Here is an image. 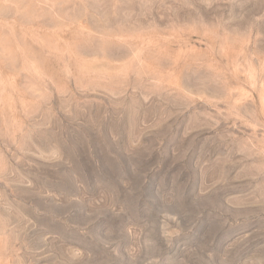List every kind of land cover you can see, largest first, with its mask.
<instances>
[{
  "label": "rangeland",
  "instance_id": "rangeland-1",
  "mask_svg": "<svg viewBox=\"0 0 264 264\" xmlns=\"http://www.w3.org/2000/svg\"><path fill=\"white\" fill-rule=\"evenodd\" d=\"M0 264H264V0H0Z\"/></svg>",
  "mask_w": 264,
  "mask_h": 264
}]
</instances>
